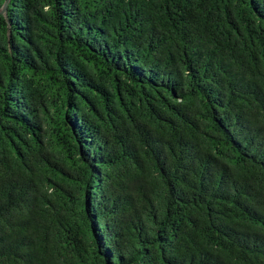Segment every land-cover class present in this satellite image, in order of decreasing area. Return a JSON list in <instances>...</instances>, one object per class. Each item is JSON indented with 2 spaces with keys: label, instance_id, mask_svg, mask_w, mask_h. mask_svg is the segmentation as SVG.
<instances>
[{
  "label": "trees",
  "instance_id": "trees-1",
  "mask_svg": "<svg viewBox=\"0 0 264 264\" xmlns=\"http://www.w3.org/2000/svg\"><path fill=\"white\" fill-rule=\"evenodd\" d=\"M0 0V264H264V0Z\"/></svg>",
  "mask_w": 264,
  "mask_h": 264
},
{
  "label": "water",
  "instance_id": "water-1",
  "mask_svg": "<svg viewBox=\"0 0 264 264\" xmlns=\"http://www.w3.org/2000/svg\"><path fill=\"white\" fill-rule=\"evenodd\" d=\"M9 1H10V0H7L6 3H5V5H4V12H6V10H7V7H8V4H9Z\"/></svg>",
  "mask_w": 264,
  "mask_h": 264
}]
</instances>
